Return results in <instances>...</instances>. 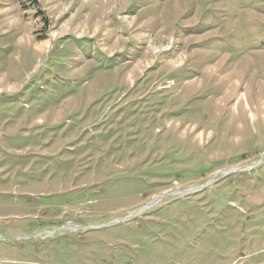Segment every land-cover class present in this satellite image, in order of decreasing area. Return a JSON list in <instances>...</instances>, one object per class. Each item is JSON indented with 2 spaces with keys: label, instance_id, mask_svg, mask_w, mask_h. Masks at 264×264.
I'll return each instance as SVG.
<instances>
[{
  "label": "rangeland",
  "instance_id": "374dc122",
  "mask_svg": "<svg viewBox=\"0 0 264 264\" xmlns=\"http://www.w3.org/2000/svg\"><path fill=\"white\" fill-rule=\"evenodd\" d=\"M0 264H264V0H0Z\"/></svg>",
  "mask_w": 264,
  "mask_h": 264
}]
</instances>
